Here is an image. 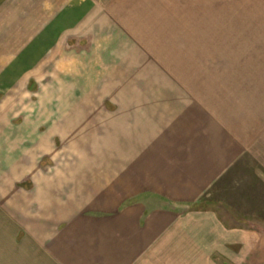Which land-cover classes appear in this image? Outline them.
<instances>
[{
    "label": "crops",
    "instance_id": "0c3cea01",
    "mask_svg": "<svg viewBox=\"0 0 264 264\" xmlns=\"http://www.w3.org/2000/svg\"><path fill=\"white\" fill-rule=\"evenodd\" d=\"M4 1L0 29L48 37L13 59L0 44V91L28 76L37 110L14 126L0 103V264H264L263 229L206 207L264 151V0L210 12L86 0L61 23L41 21L40 1ZM56 30L70 31L62 81L35 73Z\"/></svg>",
    "mask_w": 264,
    "mask_h": 264
},
{
    "label": "rangeland",
    "instance_id": "374dc122",
    "mask_svg": "<svg viewBox=\"0 0 264 264\" xmlns=\"http://www.w3.org/2000/svg\"><path fill=\"white\" fill-rule=\"evenodd\" d=\"M3 1L4 0H0V4H4L5 1ZM35 1H40L41 10L42 12H44L40 15L42 19L41 21H44L43 17H45V22L43 23L50 22V20H53V18L57 23H61L60 20L64 18L63 10L65 6H80L81 1L84 5V1L86 0H57L58 4L55 9L56 12L54 11V0ZM121 1L122 0H88L90 5L89 12L94 11L92 10L91 5L97 4L101 6L99 7L100 10L105 8V10L110 11L111 9H113L112 7L119 8L118 6L123 3ZM224 1L225 0H151L154 8H168L173 12H175L176 9L180 6H185L186 8L190 7L191 10L196 9V11L199 12H210V10L212 11L221 8L224 4ZM141 6L143 8L144 4ZM145 6H150L149 1L145 4ZM139 7L140 6L138 5L136 9H138ZM59 9H61L62 12L58 13ZM124 16L126 17V15ZM10 17V21H15L17 15H10ZM25 17L27 18V14H25ZM75 26V23H73L72 27L74 31H76V29L74 28ZM16 27L17 23H14L10 24V28L8 30L0 29V44L2 41L5 43L7 42V48L9 50L8 53L10 57H12V59L14 58L16 53H21V50H23L22 52H24V54L26 52L28 55L33 52L34 47L30 42H32L36 37L40 36V39L48 37V32L43 28L40 30H25L20 28V30H17ZM54 32L56 33V41H53H55L56 43H52V45H49V42V44L46 43L44 46H40V55L42 58H45L43 59L44 62H42L44 65L42 70H38L35 73L49 75L50 71H52V75L56 74L55 76L61 78L62 81L64 80L63 71L60 69V67L58 68L57 66L59 64H63L66 61L65 58L67 56L70 58V55H65L66 53H72L68 52V49L66 48L64 43V41L69 37L68 35L70 31L67 33L68 35L66 34V32L63 33V31L59 30H56ZM58 32L62 34H57ZM18 41L26 43L28 42L30 43V45L26 44L24 46H21L20 44L19 46H17ZM61 50L62 52L65 51V54H62ZM31 70L32 69H30V71L27 73L32 74ZM59 73H61V75ZM30 79L31 78H28V76L26 77V88L24 91H20V89L18 90V88L16 89L15 87L11 86L8 93L4 91L6 90L5 87H3L2 92L0 91V103H7L8 113L6 117H8V120L14 126H20L23 122V119L36 117L34 116L37 111L35 106L36 104L34 103V101L36 102V99L34 98V95L32 93V86L34 85V83L30 82ZM28 80L29 83L27 84ZM50 81H52V79L49 80L48 78H46L44 84H48L50 83ZM186 81H188V79H186ZM16 90H18V92H16ZM41 97L43 98L44 96ZM49 113L50 111L39 110L42 123H44L48 119ZM6 117L4 115V118ZM46 129V126H41V134L44 136L48 135V131ZM52 137L53 135L51 134V138ZM52 145L54 147L53 150H55L56 153L64 154L66 152L67 145L63 140L54 138V142L51 141V146ZM261 162H264V151L258 160H251L249 165L243 167L239 171V173L227 176L225 183L228 181H230V183L229 185L224 186L221 193L217 190H213L210 194L208 199H214L216 193L217 199L212 200L211 202L209 201L210 203H208L206 207L213 208L218 213H220V215L222 214L226 224H228L229 226H246L250 229L264 230V205H256V203L262 202V200L264 199V164ZM47 163L48 161L46 160L44 164ZM26 199L29 200L28 197Z\"/></svg>",
    "mask_w": 264,
    "mask_h": 264
}]
</instances>
